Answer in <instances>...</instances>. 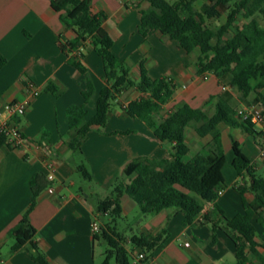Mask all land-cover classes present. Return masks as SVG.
<instances>
[{
    "label": "crops",
    "instance_id": "obj_1",
    "mask_svg": "<svg viewBox=\"0 0 264 264\" xmlns=\"http://www.w3.org/2000/svg\"><path fill=\"white\" fill-rule=\"evenodd\" d=\"M149 6L150 3L143 0H93L91 12L104 15L102 24L114 38L112 50L128 63L133 80L140 79L141 62L153 78L169 76L173 79L174 95L157 113L158 121L184 104L214 112L217 96L226 89L230 91L229 87L220 84L213 73L207 78L198 73V51L187 52L178 41L160 30H151L147 36L139 32L141 9ZM61 15L52 7L51 0H0V53L7 59L0 67V103L24 100L27 79L41 90L40 95L29 103L26 114L16 118L30 140L27 148L13 149L5 143L0 144V264H41L33 258L30 244L14 252L15 239L8 231L30 206L32 178L40 172L47 178L50 163L57 167L56 179L53 182L47 179L49 184L39 194L30 213L41 251L51 264L101 263L105 253H101L102 259L97 256L92 223L95 218L101 224L112 222L113 217L110 212L99 213V204L116 186L125 187L129 183L130 178L124 170L130 161L138 156L166 157L173 145L161 142L145 121L127 112V104L142 94L137 87L130 86L114 100L106 125L94 126L87 133L82 151L69 147L73 131L67 121V109L74 104H85L86 80L85 74L68 61V55L61 49V40L67 41L76 35L73 29L64 25ZM83 53L82 61L96 89L95 97L86 103L87 119H90L97 111V98L106 81L103 58L90 40ZM50 82L60 88L59 94L46 91ZM2 119H7V114L2 113ZM219 127L223 141V132H227L231 149V136L237 139L248 135L241 128L225 123ZM190 140L200 150L194 155L190 154ZM211 142V135L202 137L195 123L189 125L186 128L189 146L186 160L207 152ZM233 156L229 159L226 151V165L231 166ZM81 162L92 173L91 180L78 171L77 165ZM232 168L229 180L234 184L240 177ZM50 186L54 187V192L49 191ZM75 188H80L81 192ZM248 193L254 198L248 191L247 200H253ZM217 202L229 218L245 212L243 198L233 185L222 189ZM121 204V217H128L132 209L139 207L141 210L125 192ZM213 208L214 203H206L199 218ZM144 215L145 218H140L141 221L131 227L130 234L120 232L117 221L115 224L127 240L126 247L135 252L140 249L132 243V236L168 232L152 251L153 264H225L226 256L235 257V243L223 230H218V242L210 246L211 223L201 227L184 226L183 210L168 208ZM103 216L108 217L107 221ZM257 228L260 233L263 231L260 226ZM261 252L264 254V249Z\"/></svg>",
    "mask_w": 264,
    "mask_h": 264
},
{
    "label": "trees",
    "instance_id": "obj_2",
    "mask_svg": "<svg viewBox=\"0 0 264 264\" xmlns=\"http://www.w3.org/2000/svg\"><path fill=\"white\" fill-rule=\"evenodd\" d=\"M150 3L141 9L139 32L147 36L151 30H160L170 39L178 41L187 52L198 51V73H213L220 84L237 88L242 99L254 95L264 110V25L257 14L264 17V0H209L210 5L203 12L195 7L194 0H143ZM93 0H51L52 7L61 12L64 25L75 31L74 38L61 40V49L68 55V61L85 74L86 88L83 90L85 104L71 105L67 109V121L73 131L68 142L75 151H82V143L94 126H105L114 100L128 87L135 86L142 93L140 98L130 101L127 112L145 121L161 142L173 143L166 157L151 158L138 156L130 161L124 170L129 183L125 187L116 186L110 196L101 201L99 213L110 212L112 222L101 224L94 240L103 238L109 247L104 260L99 264H133L132 255L126 247V238L118 232L116 221L122 216L121 197L131 196L145 214H156L164 209L176 208L185 212L184 226L201 227L211 223L212 233L208 244L218 242V230H223L235 243V264H264V176L258 174L257 165L242 150L241 144L231 136L233 160L231 166L240 180L233 184L241 194L245 212L234 217L226 216L218 204L220 191L226 186L223 168L226 165V150L219 125L225 123L239 127L253 136L264 153V131L258 130L251 120L243 118L229 98L231 93L224 90L217 97L212 114L203 107L184 104L170 112L161 121L157 113L175 92V83L169 76L153 78L141 62V76L135 81L130 76V66L112 50L114 38L103 26L104 15L92 14ZM228 10L226 21L218 27L206 24V16H221ZM240 16L248 21L236 24ZM91 41L101 54L104 63L105 85L97 98V111L87 119L86 103L96 95L94 80L82 61L87 42ZM7 62L0 53V67ZM46 91L60 93V88L50 82ZM195 123L202 137L211 135L210 148L190 160H186L189 146L186 143V128ZM47 135V132L45 133ZM4 138L0 136V144ZM78 171L86 179L93 178L84 162L77 165ZM242 179L246 181L242 183ZM241 182V183H240ZM49 182L44 173H36L31 181L32 200L28 209L8 233L15 239L14 252L31 245L33 258L41 264H51L37 241V230L30 220L39 194ZM254 195L248 201L247 192ZM214 203L211 212L203 213L206 203ZM215 217H219L216 220ZM257 226L262 228L258 231ZM166 230L155 235H134L132 243L149 253L166 238Z\"/></svg>",
    "mask_w": 264,
    "mask_h": 264
},
{
    "label": "rangeland",
    "instance_id": "obj_3",
    "mask_svg": "<svg viewBox=\"0 0 264 264\" xmlns=\"http://www.w3.org/2000/svg\"><path fill=\"white\" fill-rule=\"evenodd\" d=\"M194 2H195L196 9L199 11H202V12H203V9L205 6L211 4V2L209 0H194ZM227 15H228V10H225V9L222 10V15L219 17H217V16L209 17V16L205 15L206 24L209 26H212V27H218L226 21ZM257 18L264 25V17L261 14H257ZM246 21H248L247 18H245L244 16H240L238 18V20L236 21V24L242 25ZM227 86L229 87V89H230L229 92L231 93V97L229 98V100L237 108L238 111L241 109L250 107V106H256V107L262 108L261 102H256L254 95L249 96L247 99H242V94L237 88L230 86L229 83L227 84ZM208 112L210 114H212L213 110H209ZM256 127L258 128V130L264 131V126L256 125ZM223 134H224L223 135V137H224L223 142L225 144V148L227 149L226 150L227 156L230 159L233 155V150L229 146L230 138H229L226 131H224ZM188 138H189V135H188ZM237 139H238L239 143L241 144L243 152L252 161H254L256 163L258 174L264 176V153L260 150V148L257 145V143L255 142V139L253 138V136L248 134L245 137H239ZM206 140H208V138ZM189 145L191 148V152H190L191 155H194L195 153L200 151L197 147L194 146V144H192V140H190ZM224 170H225L224 171L225 173L223 172V174H225L224 178H225V176L227 177V180H225V183L229 187H232L233 184H231V182L229 180V172H230V170L233 171V168L230 165H226L224 167ZM245 181H246L245 179H242L241 182L244 183ZM75 191L81 192L80 188H75ZM248 195L251 198H253V196L250 193H248ZM227 209L229 210V213H232V210L229 206L227 207ZM144 216H145L144 213L139 209V207L135 210H133V209L130 210V214L128 215V217H121V218L117 219V226H118L119 231L122 233L130 234L131 233V227L136 226L138 224V222L141 221L140 218H145ZM103 219H104V221H107L108 217L103 216ZM108 247H109V245H108L107 241H105L103 238H100L99 240L96 241L97 256L100 259H102L101 253L103 252V254H104ZM225 264H235L234 255L226 256Z\"/></svg>",
    "mask_w": 264,
    "mask_h": 264
},
{
    "label": "built area",
    "instance_id": "obj_4",
    "mask_svg": "<svg viewBox=\"0 0 264 264\" xmlns=\"http://www.w3.org/2000/svg\"><path fill=\"white\" fill-rule=\"evenodd\" d=\"M85 48H79L83 51ZM208 73L204 74V77H208ZM25 96L24 100L8 101L0 103V115L2 113L7 114V119L0 120V136L4 138V143L13 149L24 150L30 143L29 138L24 134L18 122L17 117L24 116L27 112V108L32 99L39 96L41 93L40 88L31 80L27 79L24 84ZM239 114L246 119L251 120L256 125L264 126V110L256 106H250L239 110ZM57 167L55 164L50 163L47 171V179L53 182L56 179ZM50 192H54V187L50 186ZM222 193V191H220ZM101 229V223L99 219L95 218L92 223V231L98 233ZM188 244V243H187ZM132 255L133 264H153L149 253L144 250L137 252L130 251Z\"/></svg>",
    "mask_w": 264,
    "mask_h": 264
}]
</instances>
